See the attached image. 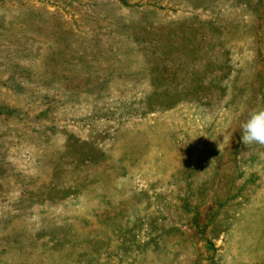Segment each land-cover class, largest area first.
I'll return each mask as SVG.
<instances>
[{
	"label": "rangeland",
	"instance_id": "obj_1",
	"mask_svg": "<svg viewBox=\"0 0 264 264\" xmlns=\"http://www.w3.org/2000/svg\"><path fill=\"white\" fill-rule=\"evenodd\" d=\"M258 108L264 0H0V264H264Z\"/></svg>",
	"mask_w": 264,
	"mask_h": 264
},
{
	"label": "clouds",
	"instance_id": "obj_2",
	"mask_svg": "<svg viewBox=\"0 0 264 264\" xmlns=\"http://www.w3.org/2000/svg\"><path fill=\"white\" fill-rule=\"evenodd\" d=\"M241 140L249 149L253 146L264 147V108L249 112L247 119L240 125ZM220 152L222 151L219 144Z\"/></svg>",
	"mask_w": 264,
	"mask_h": 264
}]
</instances>
